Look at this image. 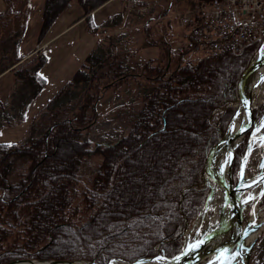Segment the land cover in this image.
Segmentation results:
<instances>
[{
	"label": "trees",
	"instance_id": "1",
	"mask_svg": "<svg viewBox=\"0 0 264 264\" xmlns=\"http://www.w3.org/2000/svg\"><path fill=\"white\" fill-rule=\"evenodd\" d=\"M4 1L0 74L24 57L20 45L30 16L29 2L21 12L15 4L19 0ZM107 1L43 0L37 43L73 2L88 16V30L95 34L100 26L91 12ZM170 7L156 15L160 26ZM114 19L108 22L114 25ZM150 29L148 23L143 25L144 47H157L158 58L128 67V55L112 54V43L100 44L99 39L26 136L13 143L0 142V264L16 259L108 264L112 259L135 262L158 253L173 258L182 251V233L204 209L213 186L204 179L209 151L236 113L239 79L262 41L246 45L239 53L196 60L174 52L167 29L163 27L155 38ZM46 60L42 49L36 58L13 70L17 87L11 93L12 103L0 99V118L6 107L15 108L19 95L26 110L41 92L46 82L38 73ZM127 79L150 87L141 106L128 116L127 133L112 142L91 145L83 134L98 118L104 91ZM221 106L219 116H212ZM263 115L264 104L253 107L254 125ZM23 117L20 114L18 123ZM37 121L48 124L44 132L35 130ZM253 130L235 149L234 184ZM93 155L102 161L90 186L77 192L84 159ZM74 208L80 209V216Z\"/></svg>",
	"mask_w": 264,
	"mask_h": 264
},
{
	"label": "rangeland",
	"instance_id": "2",
	"mask_svg": "<svg viewBox=\"0 0 264 264\" xmlns=\"http://www.w3.org/2000/svg\"><path fill=\"white\" fill-rule=\"evenodd\" d=\"M1 1L5 4L4 0ZM26 1L29 2L27 6V11L30 13V16L27 23V29L25 31L26 37L24 35L20 45L21 54L24 55V57L15 65L0 74V99L7 100L11 103V93L17 87V83L15 82L16 78L15 74L13 73V70L15 68H20V65H26V63L30 59L36 58L38 52L42 49H44L47 54L45 46L47 44L48 47L51 46L49 43L44 44L46 36L44 37L42 42L37 43V35L40 26L43 0H19L17 1V3H15L16 8H18V10L22 12V7L24 6ZM139 3H142L143 6H139ZM195 3L196 0L192 4L191 0H144V2L137 1V3H129L127 4V9L125 10V12H123L122 14L119 13L118 15H114L111 17L112 19L115 18L113 22L117 21L114 25H110V27H106L102 31H100L99 35L100 39H102L100 44L105 43L106 45H108L111 42L112 54L117 53L120 55H128V67L141 65L143 62L150 58H158L160 53L157 47H144L143 38L145 36V32L143 30V25L148 23L151 26L150 34L152 38H155L159 34V32H162L164 27L168 30L170 36L172 35L173 37L170 38L169 41H171L175 45L177 43V40H175L174 37L176 36V38H178L182 31L177 19H179L178 17L184 14ZM170 4H173V6L169 11V15L163 18L162 23L164 25L160 26V24L157 22L158 20L155 19L156 15L160 11L162 12L163 8L169 6ZM187 6L189 7L185 8ZM138 7H147L148 10L145 11V9L143 8H140V10L138 9ZM5 10L6 7L3 11ZM82 17L86 22V29L88 30L86 20L88 16H84L83 13ZM15 19L18 21H20L21 19L22 21V17H16ZM168 21H170L172 27L170 24H168ZM109 22L112 23V21ZM10 23L12 26L13 23L11 19ZM46 35H48V33ZM107 36H109L110 38H107ZM74 69L72 74H69L67 78L65 76L64 79H61L55 83H51L48 85L49 87L47 93L49 95V99L47 100L45 105L40 109H31L30 111L28 106L26 110H23V99H21L20 95L18 96L17 101H14V109L6 107L5 111L1 114L0 118V124L5 127L4 129H0V142L12 143L24 138L26 133L25 129L32 124L38 114L46 106L50 98L56 95L57 92L61 89V87L68 84L72 75L77 70V68L75 70ZM137 81V79H127L125 80V82L117 85V88L111 87L104 91L102 99L98 104V118L95 124H93L89 130L84 132V140L89 141L91 145L94 146L98 143L106 144L112 142L127 133L129 129L128 116L135 112L141 106V104L143 103V95L150 89L149 86L145 87L142 83L139 84ZM45 87L46 83L43 89ZM254 99L256 106L259 105L261 102H264V88H261L256 91V96L254 97ZM20 114H23L24 116L22 118V121L26 119L27 122L21 121L18 123ZM34 114L36 116H34ZM219 114L220 112L216 113L215 116L218 117ZM34 125L36 127L35 130H37L38 133L44 132L45 129L48 127V124L44 121H37ZM263 126L264 119L260 123H257L256 126H254L253 134H251L250 136V141H254H252V150L247 159L245 171V176L249 178L253 177L261 170H264V138L261 139L262 134L264 133V128H262ZM101 161L102 158L99 155H93L84 159V162L81 166V178L80 183L77 186V192L81 193L83 190H86V188L90 186L92 174L95 168L101 163ZM205 176L207 177L206 173H204V177ZM214 185L215 183H213V187ZM260 187L264 186L261 185ZM260 187L258 189L259 191L261 190ZM251 195L252 192L249 191V193H247L244 197V200H246L245 204H243L242 214L244 226H249V221L253 217L255 208L264 212V188H262L261 194L256 199L250 198ZM78 200L79 199H77V202H79ZM76 206L81 207L79 203H76ZM216 208L217 207L209 206L207 210H204L202 214L201 224H199L195 229L193 226L194 222L192 223V225L189 227L188 233L186 234L187 241L193 240L196 236L199 237L204 231V229L213 223V220L215 218V212L218 210H216ZM79 210L80 209L77 208L75 209V212L78 213ZM78 216H80L79 213L77 217ZM258 219H261V217H259ZM257 231V238H255L254 243L251 242L247 247V252L249 256L248 264H264V226L262 227V229H258ZM258 239H260L259 243H257ZM72 262L74 263L75 261ZM246 262L247 258L244 255L242 256V259H238V261L233 264H246Z\"/></svg>",
	"mask_w": 264,
	"mask_h": 264
},
{
	"label": "water",
	"instance_id": "3",
	"mask_svg": "<svg viewBox=\"0 0 264 264\" xmlns=\"http://www.w3.org/2000/svg\"><path fill=\"white\" fill-rule=\"evenodd\" d=\"M263 51H264V40L262 41L253 60L242 73L238 82V101L241 100L244 103V106L246 107L248 112V118L246 123L239 130H236L232 134H229L230 126L237 115V110H238L237 109L236 113L234 114L233 118L231 119L228 125L227 131L219 140V142L210 149L207 157V162L204 170L207 175L206 180L212 181L213 183L216 184V179L212 176V162L215 151L220 146L224 147L225 149H228L229 146L235 140L239 139V141L235 144L234 148L232 150H228L230 153V162L228 165L227 180H222V179L218 180L225 191V196L218 210L215 212V218L213 220V223L209 225L207 228H205L199 237L196 236L191 241L185 240L182 251L173 258H166L160 253H158L153 257L138 259L135 262L125 261L127 264H140L142 262L153 260L158 257L166 261H171V264H233L237 261L231 260L230 262H227L226 260L229 256H237L238 254L241 256L245 255V257L247 258L246 264H248V259H249L248 252L246 253L242 252L244 248V238L249 231H254V230L257 231L258 229H262V227L264 226V218L261 221H259L256 225L249 224V226H244L243 224L242 214H243V200L245 195L249 193V191L254 187L261 186L264 183V170H261L256 175L250 178L245 176L247 159L250 155L253 145V143H251L250 141V137L248 138L247 141V150L241 161L239 173L237 176V182L235 184L233 183V179H232V165L235 159L236 147L245 139L246 134L254 126L253 107L255 106L254 105V100H255L254 97L256 96L255 90L259 82L263 83L264 85V74L259 76V80H258L259 82L255 83L254 86H252V88L250 89V97L248 102H245L243 99L242 86L247 76L252 71H254L255 69H257L258 67L264 64V55H262ZM262 88H264V86ZM234 106L237 105L235 104ZM262 138H264V133L262 134L261 139ZM212 188H211V192L208 195V198L212 193ZM208 207L209 206L207 205L206 202L205 207L202 211L207 210ZM202 211L198 215V218L195 221L201 219ZM230 221H232V224H229ZM234 228L236 229V236L232 240H224V236H226V234L231 230H233ZM183 234H185V232H183L182 235ZM254 241H252V243H254ZM191 245L199 248L195 252V254H193L191 259L187 260V251ZM116 260H121V259H116ZM35 261L51 262L52 264H58V263L73 264L72 261H57V260L42 261L36 259H16L9 261L5 264H16L20 262L34 263ZM111 261L108 264H110ZM75 263L95 264L94 262H89V261H75Z\"/></svg>",
	"mask_w": 264,
	"mask_h": 264
},
{
	"label": "built area",
	"instance_id": "4",
	"mask_svg": "<svg viewBox=\"0 0 264 264\" xmlns=\"http://www.w3.org/2000/svg\"><path fill=\"white\" fill-rule=\"evenodd\" d=\"M178 18L182 31L174 52L196 60L239 53L246 45L264 40V0H197ZM222 109L217 107L212 116Z\"/></svg>",
	"mask_w": 264,
	"mask_h": 264
},
{
	"label": "crops",
	"instance_id": "5",
	"mask_svg": "<svg viewBox=\"0 0 264 264\" xmlns=\"http://www.w3.org/2000/svg\"><path fill=\"white\" fill-rule=\"evenodd\" d=\"M137 1L144 2V0H108L103 5L93 10L91 12L92 20L95 25L100 26L95 34L86 29V22L82 17L83 10L77 3H73L72 6L56 20L49 30L48 35H46L44 44L49 43L51 46H49L50 48L48 44L45 46L47 50V60L38 73L41 78L45 80L46 87L29 104L30 111L31 109H40L45 105L49 99L47 93L49 84L64 79L65 76L67 78L69 74H72L74 68L76 69L80 66L87 54L96 48L100 39V31L111 25L108 20L114 15L125 12L127 4L132 2L137 3ZM172 6L173 4H171L170 10ZM5 7L4 2L0 0V11H3ZM188 7L189 6L185 8ZM143 9H145V11L148 10L147 7ZM35 114L34 116H36ZM22 122L27 121L25 119ZM28 128L29 126L25 129V136L28 132Z\"/></svg>",
	"mask_w": 264,
	"mask_h": 264
},
{
	"label": "bare ground",
	"instance_id": "6",
	"mask_svg": "<svg viewBox=\"0 0 264 264\" xmlns=\"http://www.w3.org/2000/svg\"><path fill=\"white\" fill-rule=\"evenodd\" d=\"M255 45V44H254ZM264 55V51L263 54ZM264 74V64L261 65L260 67H258L257 69H255L254 71H252L246 78L243 86H242V93H243V99L245 102H248L249 97H250V89L252 88V86H254L255 83L259 82V76ZM263 83L259 82L257 88L255 91H258L259 89H261L263 87ZM237 115L234 119V121L232 122L231 126H230V130H229V134H232L233 132H235L236 130H239L247 121L248 118V112L246 107L244 106V103L240 100L237 102ZM239 141V139L235 140L228 149H225L224 147H219L213 156V162H212V176L216 179V184L214 185V187L212 188V193L210 195V197L208 198L207 201V205L208 206H214L217 207L216 210L218 209V207L221 205L224 196H225V191L222 187V185L220 184V182L218 181L219 179L222 180H227V171H228V165L230 162V153L228 150H232L235 146V144ZM254 140H251V143ZM227 162V163H226ZM248 170V169H247ZM264 186V183L262 184ZM260 186L254 187L253 189H251L250 191L252 192V195L250 198L252 199H256L262 191V188L264 187H260L261 190L259 191ZM258 190V191H256ZM257 192V193H256ZM246 200H243V204H245ZM205 213V212H204ZM203 214V212H202ZM259 217H261V219H258ZM264 218V212L260 211L259 209L255 208L254 209V214L253 217L251 218V220L249 221L250 224L256 225L259 221H261ZM202 221V217L200 220L195 221L194 223V229L201 224ZM229 224H232V221H230ZM208 225V224H207ZM189 229H187L185 231V234H183V236L185 237L186 240V234L188 233ZM258 231H249L245 238H244V248L242 250V252H247V247L248 245L255 240L256 235H257ZM236 236V229L234 228L233 230H231L230 232H228L226 234V236H224V240H232L234 237ZM199 247H194V246H190L188 251H187V260L191 259V257L193 256V254H195V252L198 250ZM242 259L241 255H237V256H229L227 258V262H230L231 260H235L238 261V259ZM16 264H52L51 262H38L35 261L34 263H28V262H20V263H16ZM58 264H64V263H58ZM73 264H82V263H73ZM96 264V263H95ZM110 264H127L125 261L123 260H113L111 261ZM140 264H171V261H166L160 257L155 258L153 260H148L145 262H142Z\"/></svg>",
	"mask_w": 264,
	"mask_h": 264
}]
</instances>
